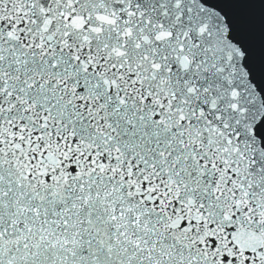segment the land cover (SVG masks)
I'll use <instances>...</instances> for the list:
<instances>
[{
    "label": "snow or ice",
    "instance_id": "6c2138e0",
    "mask_svg": "<svg viewBox=\"0 0 264 264\" xmlns=\"http://www.w3.org/2000/svg\"><path fill=\"white\" fill-rule=\"evenodd\" d=\"M0 264H264V0H0Z\"/></svg>",
    "mask_w": 264,
    "mask_h": 264
}]
</instances>
